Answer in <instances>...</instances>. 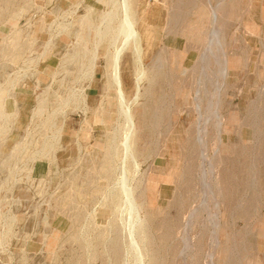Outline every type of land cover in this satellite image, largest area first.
Listing matches in <instances>:
<instances>
[{
  "label": "rangeland",
  "instance_id": "obj_1",
  "mask_svg": "<svg viewBox=\"0 0 264 264\" xmlns=\"http://www.w3.org/2000/svg\"><path fill=\"white\" fill-rule=\"evenodd\" d=\"M40 1L45 5L42 0H25L24 18H17L16 22L25 23L28 28V23L34 20L32 16L41 9ZM76 2L52 0L47 9L62 10V16L39 17L48 24L51 36L61 39L55 46L71 48L74 45L72 34L61 38L65 29L73 31L74 27L61 30L58 24L74 22L81 13L79 9L74 10ZM133 2L143 5L138 16L142 15L151 24L155 37L151 52H146V46L142 53L139 69L144 75L140 81L141 95L135 105L151 106L146 116L154 118L144 129L145 142L135 139L130 154L133 160L126 161L127 185L133 191L135 212L129 209L115 184L122 149L113 164L115 178L106 188L92 190L100 186L99 176L103 175L97 170L96 174L92 172L91 163L84 159L77 162L87 150L98 154L96 148L90 147L94 138L86 132L77 133L79 145L74 137L69 145L65 134L59 146L53 139L55 129L48 130L45 132L48 141L54 140L56 144L51 150L41 145L32 147L36 153L33 161L24 160L26 142L30 135H38L36 129L26 126L31 120L29 109L36 105L49 80L44 79L47 63L40 56L43 50L11 49L9 56L3 58L8 63L0 67V73L9 80H0V88H8L16 108L15 114H3L0 119V182L9 183L4 185L14 186L15 191L23 189L25 194H3L0 202H6L7 210L3 209L2 213L7 217L14 218L15 222H19L20 216L25 219L24 224L16 225H5L6 220H0V237H16L15 242L0 240L1 264H71L72 260L79 264H113L111 250L115 246L121 251L117 264H149V261L153 264H264V0ZM212 8L217 13L215 26ZM169 20L172 23L167 24ZM196 21L201 23L200 40L199 36L186 38L181 32L176 34L188 22ZM43 22H35L32 27L41 29ZM213 29L218 31L222 48L211 51L217 57L208 58L209 42L203 32ZM162 46L174 48L166 58L163 56L162 81L150 83L151 58L162 52ZM14 52L23 56L16 58ZM223 54L229 60L228 76L221 69ZM96 61L99 68H104L102 59ZM97 77L99 81V70ZM95 84L93 81L92 85ZM151 86L159 89L149 94ZM98 99L96 93L89 95L91 103ZM64 115L65 123L78 130L83 114L67 111ZM99 128L98 124L92 133L96 135ZM86 141L90 143L88 146ZM15 147L20 153L11 155ZM139 149L143 150L141 154ZM7 156L12 158L5 160ZM39 160H43L40 167L44 177L37 176L31 182L27 177L28 167ZM78 169L80 175L94 173L92 179L79 185L83 178L74 177ZM78 189L82 195L76 193ZM68 197L73 199L72 203ZM105 197L114 199L115 203L109 204L103 218L100 213L106 205ZM75 205H83L84 216L76 215ZM115 235L120 241L114 240ZM77 236L85 239L81 251ZM132 237L138 241L143 254L139 261L130 246ZM47 243L52 246L51 254L46 251ZM8 251L16 252L15 257L7 259Z\"/></svg>",
  "mask_w": 264,
  "mask_h": 264
},
{
  "label": "bare ground",
  "instance_id": "obj_2",
  "mask_svg": "<svg viewBox=\"0 0 264 264\" xmlns=\"http://www.w3.org/2000/svg\"><path fill=\"white\" fill-rule=\"evenodd\" d=\"M51 1L52 0H44L45 2L44 6L48 5ZM80 2L83 1L77 0L76 7L78 8L75 7L74 10L76 11L77 9H79L81 10V13L75 17L76 19L74 20V22L72 21L67 24L65 23L58 24L61 30L67 28L68 26L74 27L73 31L72 29L71 31H67V29H65L62 32L63 36L65 35L69 37L70 34H72V37L74 36V45L71 46V48L70 46L67 45L62 46L61 48L58 49L56 48L57 50L55 52L49 51V49H47L46 46L44 47V49H42L43 52L41 53L40 56L44 58L43 63L44 64L47 63L46 68L44 70L45 72H47V74H44L45 75L44 79L45 80L48 79L49 81L47 82L44 88L42 96L37 97L36 105L31 106L30 109L31 120L26 124V126L31 128L32 130L36 129L38 131V135L37 136H34V134L30 135V140L26 142V147L28 149L26 152H23V154L25 156H28L30 161H33L34 159L33 156L36 153L35 151L32 150V147H37L41 145L44 149L46 147L51 150V147L54 146L56 143L59 144L60 146L61 140L63 139V136L65 134H67L69 138L68 144L72 142V140L74 139L75 143L79 145V142H77L79 141L77 138V133L79 131H81L80 132L81 134L82 132H86L88 137L94 138V143L90 145V147L96 148L98 154H94L92 153V151L87 150L85 151V153H83L84 155H80L78 157L77 162H80V160L84 159L87 163H91L92 172L96 174L97 171H100L101 172L100 174L103 175V177L99 176L101 179V182L99 183L100 186H94L92 189L96 192L98 191L96 187L98 189L101 186L106 188L109 181H111V179L113 178V176L115 178V175L113 173H115L116 171L114 172L115 167H113V164L115 162V157L119 154L120 149H122L120 152L121 157L120 160L118 161L119 162L118 169H116L118 170V175L116 177L117 179L115 184L120 189V195H123L125 197V202L129 206V209L135 212L134 209L136 208V206L134 204L135 201L134 196H132L133 191L127 185L128 179L126 176V161L128 158L133 160V157L130 156V154L132 153V149H131L132 142H134L135 139L136 141L145 142L147 136L144 133V129L147 126H150L149 123L153 121L152 119L154 118V116L150 118L146 116L149 113V111L152 109L151 106L148 105L135 106L138 98L141 95L140 81L142 80L144 75V72L139 69L140 68L139 66H142V62H141L143 59L142 53L146 46L148 48L146 52L148 53L151 52V50L153 49L155 42V37L153 35L154 31L152 30L151 24L148 23L142 15L138 16L143 10L142 4H141L142 10L140 9L141 6L140 2H138V4L137 3L133 4L134 3L133 0H121V2L119 0H92V2H88V3L83 2L82 6H80ZM105 8L107 9L105 10ZM116 9H118L119 11L117 12ZM216 14H217L216 8H212L211 17H212V24H214V26L216 25L215 24ZM170 22H171L170 20L167 21V24H170ZM34 24L35 22L30 23V27L34 26ZM200 24H201L200 21H196L193 23L188 22L186 24V27L184 29L177 31L176 34L181 32L180 34H182L183 37L186 36V38L189 37L198 38L199 36V40H200V34L202 33L200 29ZM33 30H34L33 31L34 34L36 29L33 28ZM39 30H42V28ZM172 32L175 33L174 31ZM203 33L207 34L206 40L209 42V46L207 47L208 50L207 57L209 58L210 55H212L213 57H217V54H211V51L218 49V47L219 49L222 48V42H221V38L219 37L218 31L216 29H213L211 31H208V33L207 32H203ZM172 48L174 47L162 46L161 47L162 52H159L156 55L152 54L153 57L152 56H151L152 58L150 57L152 59V63H151L152 69L151 71L149 70V72H151L150 73L151 77H149L148 79L150 83L153 82L155 84L158 81L159 82L162 81V78H160L163 77L162 76L163 72H161L160 70L163 64L162 59L163 56L164 58L167 57L168 51L171 50ZM14 56L16 58H19L21 54L15 53ZM224 56L225 55L223 54L222 55L223 67L221 69L223 74L228 76V73L230 72V66L228 65L229 60L227 61L226 57ZM97 59L103 60L105 64L104 68L102 69L99 68L96 61ZM54 60L56 61V65L53 67ZM98 70L99 72H101V78L99 81L97 80ZM93 81H96L95 85H92ZM54 83H55L54 85L55 88L52 90L51 86ZM158 89L159 87L151 86L148 88V93L153 94V92H156V90ZM95 93L98 94L99 99L97 102L91 103L90 102L91 100L89 101V95ZM154 109L155 108L153 107V110ZM67 111H70L71 113L74 111H78L83 114V120L81 121L78 130H75L74 128L71 127V125L65 123L64 114ZM214 114H216V112ZM98 124L100 125L99 132L96 133L95 135L92 133V131L93 128L98 126ZM54 129H55L54 133L56 135H54L53 139H55L56 143L53 142L54 140L52 142H49L48 141L49 136L45 134L46 131L48 130L53 131ZM198 140L199 141L201 140L200 135H198ZM144 142L142 146L145 145ZM89 144L90 143L87 142L86 146H88ZM16 147H15V153L17 155L18 153H20V151L18 150L19 148ZM49 149H47V151ZM78 150H80V148H78ZM142 151H143L142 149H139L138 153L141 154ZM42 161L43 160H39L37 161V163L42 164ZM39 166L40 165H38L37 167L38 169ZM32 169L34 170V166L32 167ZM80 172L81 171L78 169L76 170L75 174L73 173L75 175L74 177L78 176L83 178V180L79 183V185H82L81 184L82 182L83 184H85L86 181L92 179L94 175V173L93 175L87 173L86 174L81 173L82 175L81 176L79 174ZM76 193L80 195L83 194L81 189H78ZM108 193L110 194V192ZM109 198L107 197L105 199L106 205L103 206L104 211L100 213V216L103 218H105L106 216L105 214H106V210H108L109 208V204L112 205L113 203H115L114 199L111 198L112 199L111 200ZM72 200L73 199L68 197L69 203H72ZM82 206L80 205L79 207L76 206L75 209L78 210L76 211L77 216L80 215L84 216L83 211L85 212V210H83ZM100 225H103V223H100ZM107 225L109 224L107 223ZM81 233L82 232H80V234ZM98 234L99 237L100 235H102L101 230H99ZM119 239L120 237H116L115 235L114 240H116L117 242L120 241ZM77 241H79L77 242L79 243L78 249L79 250L83 249L84 245L82 243L85 242V239L80 236L78 237ZM98 241L100 242L101 240L98 239ZM106 241L108 240L106 239ZM131 241L132 242L130 243V246L132 247V249L136 251V255H135L136 261H139V257L140 258L143 257L142 252L139 251L138 248L139 243L135 239V237H132ZM103 244L105 245V243ZM46 248H47L46 251L50 252L51 254L50 248H52V246L50 243H47ZM111 251L113 253L112 256L114 258L113 264H117L118 260L121 257L120 247L117 248L115 246L112 248ZM102 257L103 255L100 253L99 258L102 259ZM73 261L74 260L69 262L71 264H79L77 263V261L75 262ZM103 264L105 263L103 262ZM149 264H153V262L149 261Z\"/></svg>",
  "mask_w": 264,
  "mask_h": 264
},
{
  "label": "crops",
  "instance_id": "obj_3",
  "mask_svg": "<svg viewBox=\"0 0 264 264\" xmlns=\"http://www.w3.org/2000/svg\"><path fill=\"white\" fill-rule=\"evenodd\" d=\"M24 1L25 0H0V67L1 68H3L2 66H5L8 63L6 60L3 61V58L4 56L6 57L9 56V52L11 49H16L18 51L19 49L24 50L25 48L34 49V50H42L46 46L47 49L56 51L58 48L62 47L60 45L55 46V42H60L61 39L56 40L54 37H52L51 36L52 34L49 33L47 29L48 24H44L43 20L40 19L39 17L47 18L49 14L50 16L55 14L53 16L59 17V16H62L63 11L62 10H54V11L48 10L47 5L44 6L40 1L41 9L37 12L35 16L34 15L32 16L34 20L28 23L29 25L28 26L29 29H28L27 27H25V23L20 24V21L16 22L17 18L18 19L24 18V14H23L24 8H25V6H23ZM76 13L72 12V15L75 16L74 14ZM34 21L40 22V23L43 22V27H42V30L36 29V31L33 34L34 30H33V27H30V23H33ZM16 23L18 27H15ZM61 38L63 39V35L61 36ZM1 68L0 70H2ZM7 77H8L7 75H5L4 77V75L0 73V80L8 81L9 79H7ZM11 97L12 96L8 92V88L6 89L0 88V119H2L1 115L3 114L5 115L13 114V113L15 114V108H16L15 103L16 102L11 101L10 100ZM30 109H29V112H30ZM10 153L11 155H16L15 150L11 151ZM8 157L9 156H7L5 160L8 159ZM11 158L12 157H9V160ZM24 160L30 161L28 156H26ZM38 165L42 167L41 163L35 164L34 170L32 169L33 167L32 165L28 167L29 173L27 174V177L31 182L33 181V179L37 178V176H39L40 179L44 177V172L41 171L42 169L40 166H39V169L37 168ZM4 184H9V183L0 182V201H2L1 195L3 194H13L15 192L25 194V191L23 189H18V191H15L14 186L10 187L9 185H4ZM38 184H41V181H38ZM3 209L7 210L6 202L5 203L0 202V220H6L5 222H3L5 223V225L6 224L16 225V224H21V223L24 224L22 220H24L25 218L23 216H20V219H18L19 222H15L14 218L12 217L9 218L6 216L7 214H5L4 212L2 213ZM0 225H2V223ZM5 239H7L9 242L16 241V237H0V240H5ZM15 255H16V252L8 251L7 259H9L10 257L14 258Z\"/></svg>",
  "mask_w": 264,
  "mask_h": 264
}]
</instances>
